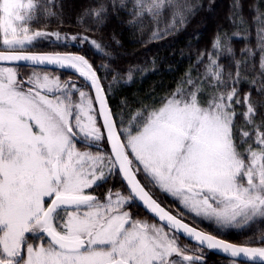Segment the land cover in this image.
<instances>
[{
    "label": "snow or ice",
    "instance_id": "1",
    "mask_svg": "<svg viewBox=\"0 0 264 264\" xmlns=\"http://www.w3.org/2000/svg\"><path fill=\"white\" fill-rule=\"evenodd\" d=\"M170 6L176 10L169 27L185 23L181 9L187 6L177 0H134L133 8L136 17L155 19ZM233 7L242 12L238 2ZM42 9L47 17L56 15L41 0H0V264H202L203 253L185 254L194 250L181 246V234L233 264L239 258L264 264V246H248L264 245V235L243 244L219 239L166 209L153 191L168 194L221 234L264 220V116L257 122L250 94L240 100L235 86L226 91L229 82H240L247 61H236V77L229 72L225 78L218 31L202 74L193 77L190 69L173 92L142 105L125 123L126 100L115 110L111 86H103L99 69L68 45L88 44L97 54H111L87 35L89 28L75 34L33 31ZM104 13L103 4L86 9L77 24L89 15L102 23ZM230 22L237 24L234 16ZM253 23L264 51V13ZM163 34L157 29L150 39ZM53 37L63 50H27ZM245 52L255 57L248 48L241 55ZM204 56L201 52L196 63ZM20 65L59 74L33 71L21 79ZM259 66L264 75V55ZM64 70L76 79L63 80ZM242 104L241 114L236 109ZM105 141L108 149L100 147ZM115 175L126 182L128 195L109 189L102 200L94 194ZM137 200L159 225L125 210Z\"/></svg>",
    "mask_w": 264,
    "mask_h": 264
},
{
    "label": "trees",
    "instance_id": "2",
    "mask_svg": "<svg viewBox=\"0 0 264 264\" xmlns=\"http://www.w3.org/2000/svg\"><path fill=\"white\" fill-rule=\"evenodd\" d=\"M177 2L192 10L189 12L187 7L182 8L186 22L181 24L177 20L174 27H169L173 23V12L176 10L171 6L165 8L158 18L153 19L148 15L135 16L134 0H54V3L50 5L47 0H41V3L56 15L47 17L43 14L42 9L37 22L33 23L31 27L33 31L54 32L59 30L69 34L83 32L85 28L91 29L87 35L99 42L103 51L111 54V58L97 54L88 44L82 47L79 43L69 44L68 48L72 51L86 53L87 58L99 69L98 75L102 79L103 86L106 89H109V85L111 86L109 99L115 110L120 111L121 101L126 100L125 123L142 105H151L153 100L158 103L161 98L173 92L190 69L193 77L202 74L208 63L207 53L212 51L214 37L219 31L222 48L219 52L218 62L224 67L225 78L229 72L234 78L236 77V61H247L239 70L240 82L235 85L229 82L226 91H230L235 86L240 100L250 94V99L257 109L255 119L259 122L264 116V91H257L261 85H264V75L261 74L259 66L260 57L264 55V51L258 49L256 36L258 25L254 24L253 20L258 13H264V0H177ZM237 2L242 5V12L234 9L233 5ZM101 4L106 7V13L101 16L102 23L89 15L82 25L77 24V18L82 16L84 10L96 9ZM233 16L237 21L235 25L230 22V17ZM241 17L244 20L243 24L239 23ZM157 29L164 34L159 39H150L152 33ZM236 35L250 36V39H229ZM54 40L53 37L51 40L38 41L35 46L29 47L27 50L32 52L63 50L56 48ZM229 48L232 49V53H229ZM245 48L254 51L255 57H251L247 52L242 56L241 51ZM201 52H205L204 60L203 63L197 64L196 59ZM153 61L155 62L153 63ZM104 64L109 65L108 70L101 67ZM20 67L29 69V66L20 65ZM130 69H134L133 79L128 81ZM117 72L119 75L114 82L113 76ZM66 75L74 76L63 72L62 76ZM253 82L255 83L253 84ZM236 110L242 114L246 111V106L242 104L237 106ZM237 124H243L242 115L238 116ZM103 146V149H108L106 141ZM91 150L95 151V149ZM110 182L124 188L119 175L110 177L107 183ZM166 199L168 202L164 204L165 200L158 198L166 209H170L172 213L177 211L182 213L185 221L192 224L187 220V217L190 216L184 209L174 204V201L168 196ZM196 223L203 225L207 232L237 244H243L251 238L258 239L264 235V220L249 222L242 229L224 230L223 234L218 233L211 224H206L201 220H197ZM180 238L183 240L182 237ZM254 245L260 244L248 246ZM208 253L210 259L207 264L233 262L231 259Z\"/></svg>",
    "mask_w": 264,
    "mask_h": 264
},
{
    "label": "rangeland",
    "instance_id": "3",
    "mask_svg": "<svg viewBox=\"0 0 264 264\" xmlns=\"http://www.w3.org/2000/svg\"><path fill=\"white\" fill-rule=\"evenodd\" d=\"M25 2H27V0H25ZM0 50H3V49H0ZM19 71H20V74H21V79H26L27 77H28V75H30L33 71H49V72H51V74L52 75H58L59 73H56V72H52L51 70H44V69H33L32 67H29V69L28 68H26V67H19ZM63 80H68L69 78H72V79H76V77L75 76H70V75H66V76H62L61 77ZM81 83H83L82 81H81ZM78 147H80L81 148V150H86L85 148H84V146H82V145H78ZM102 149H103V143L101 144V146H100ZM139 179H141L142 181H143V177H139ZM105 184H110V183H105ZM112 184V183H111ZM116 186H120V185H117V184H114V187H116ZM120 188H122V190L123 191H125V189L122 187V186H120ZM153 191H154V194H155V196H156V198H161L163 201H164V204H166L167 202H168V200L166 199V196H168L169 198H171L168 194H164V193H161L159 190H155V189H153ZM171 200H173L174 201V204H177V205H179V202L178 201H176V200H174L173 198H171ZM166 202V203H165ZM180 206V205H179ZM175 214H177L178 213V211L177 212H174ZM148 216V215H147ZM189 218L187 217V220L189 221V222H191L192 223V225H194V226H196V227H198V228H200V229H205V227H203V225H198L197 223H196V221L197 220H199V219H197V218H195L194 217V215H192V214H189ZM193 220H192V219ZM147 219H151L149 216H148V218ZM149 223V222H148ZM206 223V222H205ZM206 224H208V223H206ZM179 243L181 244V246H187V248L188 249H192L193 250V248H192V246L191 245H193V244H191V245H189L190 243L187 241V240H185V239H181L180 237H179ZM189 243V244H188ZM197 246V245H196ZM259 246H264V245H254V246H251V247H259ZM199 246H197V247H195V245H194V251H189V252H186L185 254H188V253H190L191 255H200L201 253H203L202 251L203 250H201L200 248H198ZM209 259H210V257L208 258V259H206V258H204L203 256H202V264H207V261H209ZM197 264H200V262H197ZM228 264H233V262H230V263H228ZM236 264H239V263H237L236 262Z\"/></svg>",
    "mask_w": 264,
    "mask_h": 264
},
{
    "label": "flooded vegetation",
    "instance_id": "4",
    "mask_svg": "<svg viewBox=\"0 0 264 264\" xmlns=\"http://www.w3.org/2000/svg\"><path fill=\"white\" fill-rule=\"evenodd\" d=\"M112 183V184H111ZM109 189H112L113 192L117 191V190H121L123 192L124 195H128V191L127 189L125 188L124 186V189L125 191L122 190V188H120V186H116L114 187V183L113 182H110V184H103L102 186L94 189V194L99 196L102 200L104 199L105 197V194L107 193V191ZM163 206V205H162ZM165 207V206H164ZM125 210L126 211H129L132 213V216L134 219H141V220H146L147 222H149V224H152V223H156L159 225V221H157L156 219H154L152 216H150L148 214V216L151 218V219H147L148 216L145 214L146 212L136 203V201H134L130 207H125ZM145 212V213H144ZM175 214V213H174ZM187 222V221H186ZM31 236V234H29ZM29 242H33L32 239L29 240ZM36 242H39L38 240ZM190 243V242H189ZM188 243V244H189ZM192 243H190L189 245H191ZM193 250H194V244L191 245ZM195 247H197L195 245ZM200 248L201 250H203V257L208 259L209 258V253L207 250L205 249H202L201 247H198ZM187 255H191L190 253H188Z\"/></svg>",
    "mask_w": 264,
    "mask_h": 264
},
{
    "label": "water",
    "instance_id": "5",
    "mask_svg": "<svg viewBox=\"0 0 264 264\" xmlns=\"http://www.w3.org/2000/svg\"><path fill=\"white\" fill-rule=\"evenodd\" d=\"M21 66H25V65H21ZM31 67V66H30ZM63 72H67V73H70V74H72L71 73V71L70 70H64ZM73 75V74H72ZM101 123H102V121H101ZM108 146V145H107ZM120 178H121V180H122V182H123V184H124V186H125V188L127 189V186H126V182H124L123 181V179H122V177L120 176ZM127 191H128V189H127ZM136 203L146 212V213H148L150 216H152L154 219H156L157 221H158V219L157 218H155L151 213H149L146 209H145V207L142 205V203L141 202H139L138 200L136 201ZM186 222V221H185ZM186 223H188V222H186ZM190 226H194V225H191L190 224ZM194 227H196V226H194ZM198 228V227H197ZM199 230H203V229H200V228H198ZM203 231H205V230H203ZM207 232V231H206ZM210 233V232H209ZM210 234H212V233H210ZM181 237H183L184 239H186V240H188V241H190V242H192V243H194V244H196L197 245V243L194 241V240H190L189 238H187L186 236H184V235H180ZM219 239H223V238H221V237H219V236H217ZM224 240H226V239H224ZM226 241H228V240H226ZM228 242H230V243H234V242H231V241H228ZM235 244H237V243H235ZM203 249H206L207 251H210L211 253H214V254H216V255H219V256H221V257H225V258H228V259H232V258H230V257H228V256H226L225 254H222V253H218L216 250H209V249H207L206 247H204ZM233 260V259H232ZM236 261H240V262H245V263H251V264H259V262L257 261V262H252V261H246V260H244L243 258H239V259H237Z\"/></svg>",
    "mask_w": 264,
    "mask_h": 264
}]
</instances>
